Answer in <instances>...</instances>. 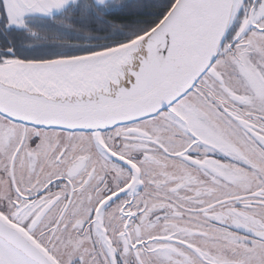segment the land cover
<instances>
[{"label":"snow or ice","instance_id":"1","mask_svg":"<svg viewBox=\"0 0 264 264\" xmlns=\"http://www.w3.org/2000/svg\"><path fill=\"white\" fill-rule=\"evenodd\" d=\"M0 264H264V0H0Z\"/></svg>","mask_w":264,"mask_h":264}]
</instances>
